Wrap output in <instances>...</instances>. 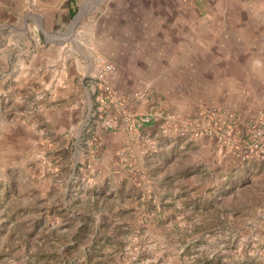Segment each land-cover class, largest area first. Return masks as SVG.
<instances>
[{
	"label": "rangeland",
	"instance_id": "obj_1",
	"mask_svg": "<svg viewBox=\"0 0 264 264\" xmlns=\"http://www.w3.org/2000/svg\"><path fill=\"white\" fill-rule=\"evenodd\" d=\"M180 7L0 0V264H264V0Z\"/></svg>",
	"mask_w": 264,
	"mask_h": 264
},
{
	"label": "crops",
	"instance_id": "obj_2",
	"mask_svg": "<svg viewBox=\"0 0 264 264\" xmlns=\"http://www.w3.org/2000/svg\"><path fill=\"white\" fill-rule=\"evenodd\" d=\"M185 3V7H180L181 9H179V11H181L180 15L182 16L184 15H189V16H193L195 15V24L197 26V31L200 33L203 31L204 28V14L205 13H210V11H212L215 8V5L217 4L218 0H182ZM205 4H207L205 6ZM183 9V10H182ZM165 13V12H164ZM166 14V13H165ZM167 14H170V12H168ZM179 15L178 13H175L173 16ZM169 18V19H168ZM166 18L164 21H166L165 23L170 24L172 22H175L173 25L176 27L179 22L181 21L180 18L179 20H174V18H170L168 17ZM187 20L188 18L185 17ZM183 19V18H182ZM201 36V34L199 35Z\"/></svg>",
	"mask_w": 264,
	"mask_h": 264
},
{
	"label": "built area",
	"instance_id": "obj_3",
	"mask_svg": "<svg viewBox=\"0 0 264 264\" xmlns=\"http://www.w3.org/2000/svg\"><path fill=\"white\" fill-rule=\"evenodd\" d=\"M145 121H149V119H148V118H146V119H145Z\"/></svg>",
	"mask_w": 264,
	"mask_h": 264
}]
</instances>
